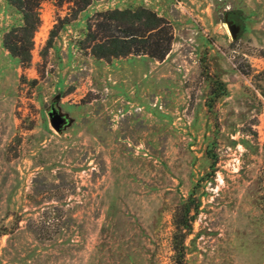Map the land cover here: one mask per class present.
<instances>
[{
    "label": "rangeland",
    "instance_id": "1",
    "mask_svg": "<svg viewBox=\"0 0 264 264\" xmlns=\"http://www.w3.org/2000/svg\"><path fill=\"white\" fill-rule=\"evenodd\" d=\"M138 5L168 23L164 56H93L96 12ZM36 10L15 56L0 0V264H173L185 199L187 264H264V0Z\"/></svg>",
    "mask_w": 264,
    "mask_h": 264
},
{
    "label": "trees",
    "instance_id": "2",
    "mask_svg": "<svg viewBox=\"0 0 264 264\" xmlns=\"http://www.w3.org/2000/svg\"><path fill=\"white\" fill-rule=\"evenodd\" d=\"M40 0H7L19 13L21 23L2 36L5 48L15 56L21 50L20 42L24 35L29 36L36 28L39 18L37 6ZM62 1V0H58ZM76 11L90 0H65ZM14 32L11 38V33ZM19 33V34H18ZM86 36L89 40V52L95 57L108 59L112 56L128 53H144L155 59H161L169 48L171 31L166 20L145 6L106 8L96 12L88 25ZM196 207L188 199L180 202L173 212L171 248L173 264H187L184 258V236L189 231L191 213Z\"/></svg>",
    "mask_w": 264,
    "mask_h": 264
},
{
    "label": "water",
    "instance_id": "3",
    "mask_svg": "<svg viewBox=\"0 0 264 264\" xmlns=\"http://www.w3.org/2000/svg\"><path fill=\"white\" fill-rule=\"evenodd\" d=\"M228 28L232 34L236 30V26L234 23H229ZM48 116H49V123L54 129H58L65 120V118L54 109L49 110Z\"/></svg>",
    "mask_w": 264,
    "mask_h": 264
}]
</instances>
